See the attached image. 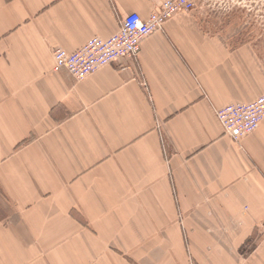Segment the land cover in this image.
Returning <instances> with one entry per match:
<instances>
[{
	"label": "crops",
	"instance_id": "obj_1",
	"mask_svg": "<svg viewBox=\"0 0 264 264\" xmlns=\"http://www.w3.org/2000/svg\"><path fill=\"white\" fill-rule=\"evenodd\" d=\"M163 0H0V264H264L259 47L181 13L138 59L83 80L53 48L108 38Z\"/></svg>",
	"mask_w": 264,
	"mask_h": 264
},
{
	"label": "built area",
	"instance_id": "obj_2",
	"mask_svg": "<svg viewBox=\"0 0 264 264\" xmlns=\"http://www.w3.org/2000/svg\"><path fill=\"white\" fill-rule=\"evenodd\" d=\"M196 0H163L148 18L133 12L120 23L117 32L108 38L94 36L74 52L53 48L54 69H66L76 80H83L113 62L139 58L143 42L163 29L175 15L190 13ZM224 132L235 141L254 133L264 120V94L250 102H236L216 110Z\"/></svg>",
	"mask_w": 264,
	"mask_h": 264
},
{
	"label": "rangeland",
	"instance_id": "obj_3",
	"mask_svg": "<svg viewBox=\"0 0 264 264\" xmlns=\"http://www.w3.org/2000/svg\"><path fill=\"white\" fill-rule=\"evenodd\" d=\"M194 11L203 16L206 29L259 47L264 63V0H196Z\"/></svg>",
	"mask_w": 264,
	"mask_h": 264
}]
</instances>
